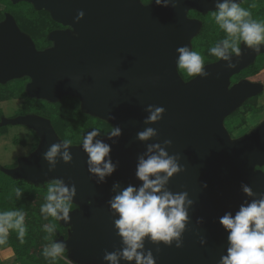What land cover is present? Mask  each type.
<instances>
[{
    "label": "water",
    "instance_id": "95a60500",
    "mask_svg": "<svg viewBox=\"0 0 264 264\" xmlns=\"http://www.w3.org/2000/svg\"><path fill=\"white\" fill-rule=\"evenodd\" d=\"M11 1H26L44 9L68 28L50 32L52 46L38 50L15 17L7 13L0 22V83L29 76V97L50 102L66 95L79 97L88 114L121 127L122 135L116 143L104 138L112 146L113 162L119 161V165L105 182L97 183L88 171V156L82 146H70L72 161L60 160L49 170L43 153L52 143L62 142L50 119L35 114L5 120L1 125L20 123L36 129L43 145L14 169L2 170L34 184L56 178L74 184L76 207L68 222L60 221L69 227V236L59 241L65 243L67 252L74 251L81 263L107 264L105 250L121 246L113 222L118 216L107 204L116 194L113 184L139 186L137 156L147 143L171 139L167 151L180 154L185 170L170 178L168 188L188 192L194 201L190 221L182 247L156 245L146 239L145 248L152 250L156 264H217L227 248V233L219 217L227 211L235 214L242 202L264 193V121L238 139H232L225 126L227 116L264 90L261 83L249 80L231 83L234 75L264 52V45L253 50L242 43L241 55L232 56L234 67L217 60L205 65L208 76L185 81L178 72L176 49L184 45L192 49V39L202 27V22L188 13L213 11L216 0H178L176 7L142 4L140 0ZM80 10L84 16L77 20ZM149 104L163 106L166 111L160 121L146 125ZM149 126L158 130V136L147 142L138 140L137 132ZM242 182L257 197H247ZM201 237L206 239L204 245Z\"/></svg>",
    "mask_w": 264,
    "mask_h": 264
},
{
    "label": "clouds",
    "instance_id": "9594fccd",
    "mask_svg": "<svg viewBox=\"0 0 264 264\" xmlns=\"http://www.w3.org/2000/svg\"><path fill=\"white\" fill-rule=\"evenodd\" d=\"M143 3L158 6L176 7L178 0H140ZM80 10L77 20L83 18ZM216 25L225 33L224 38L208 49V53L218 60L227 62V67H234L232 56L241 55L240 44L259 50L264 45V23L251 18V13L240 6V0H216L215 10L211 13ZM178 53L177 67L189 77H206L204 58L198 51L188 45L176 49ZM148 115L144 123L150 125L160 121L166 109L163 106L147 105ZM122 135L119 126H113L107 138L116 143V138ZM158 136L154 127H146L138 131L136 138L147 142ZM73 141L65 139L52 143L43 153V159L48 162L49 170L55 169L62 160L65 163L73 159L70 146ZM172 145L171 139L162 142L147 143L146 150L137 156L135 177L142 183L137 186L128 184L121 188L119 182L113 184L116 192L108 201L114 216L116 235L120 237L121 246L114 251L104 252L103 260L107 264H121L126 261L131 264H156V258L151 249L145 248L146 239L153 244L183 246V233L190 221L189 209L194 201L187 191L173 192L168 188L170 178L185 170L179 161V153L170 154L167 148ZM82 150L87 154L89 173L96 178L97 183H103L117 169L119 161L113 162L112 146L101 137V130L93 128L83 137ZM204 187H207L205 184ZM120 189L119 191H116ZM241 190L247 197H257L253 189L246 183H241ZM23 195L21 189H16V196ZM76 195L74 184L69 185L63 178H56L47 185L44 196L45 203L40 212L57 221L68 222L73 201ZM25 214L23 211L0 212V243L4 242L8 229H17L18 236L23 240ZM198 218L197 223H202ZM219 223L227 233L226 254H222L217 264H264V193L258 198L242 202L235 214L225 212L219 217ZM44 230L49 233V239L55 235V227L45 225ZM206 239L201 237L200 244ZM65 243L52 239L50 246L43 249V255L52 259L60 256L65 250ZM159 251V248H157Z\"/></svg>",
    "mask_w": 264,
    "mask_h": 264
},
{
    "label": "trees",
    "instance_id": "16d2710c",
    "mask_svg": "<svg viewBox=\"0 0 264 264\" xmlns=\"http://www.w3.org/2000/svg\"><path fill=\"white\" fill-rule=\"evenodd\" d=\"M0 3L7 5L6 10L14 14L20 28L28 33L38 46L46 47L49 45V33L62 26L52 18L48 11L38 10L29 2L21 1L13 4L10 0H0ZM240 6L251 13L253 20L264 23V0H243ZM192 12L203 20L202 30L194 39V51L197 49L198 52H202V55L205 56L204 63L206 65L217 59L209 55L208 49L224 38L225 33L219 29L213 17L210 18V21L206 18L213 11L207 14ZM4 15L3 12H0V20L4 18ZM263 69L264 54H261L253 65L240 74L234 75L232 84L245 77H255L256 80V76L263 72ZM182 74L187 81L193 78L189 76L186 78L184 73ZM256 82H261V80ZM25 84L26 81L17 80L12 86H8L10 84L2 86L3 91L0 92V100L21 99L22 107L26 108L27 111L50 119L54 129L62 136L63 140L70 139L73 141L71 146H81L83 137L93 128L100 129L101 137L104 139L115 126L108 120L88 114L82 108L79 97L66 95L57 102L32 98L27 95ZM259 97L260 94L247 99L242 108H238L226 117L225 126L231 135L246 124L248 114H257L261 110L258 106ZM3 129L5 128L3 127ZM52 180L54 179L34 184L24 179H15L0 168V212L20 210L25 214L24 227L26 231L23 240L21 241L19 238L18 230L12 228L8 229L4 242L0 243V249L6 247L14 252L17 262L24 264H68L59 256L52 259L43 255V249L51 244L52 239H57L60 236L67 239L69 236L68 226H63L60 221L52 217L45 218L40 212L41 205L45 203L44 196L47 192V185ZM17 188L23 192L19 198L16 196ZM75 207L76 205L73 204L72 209ZM45 225L55 227V235L51 239H49V233L44 230ZM62 254L67 255V251L64 250Z\"/></svg>",
    "mask_w": 264,
    "mask_h": 264
},
{
    "label": "rangeland",
    "instance_id": "374dc122",
    "mask_svg": "<svg viewBox=\"0 0 264 264\" xmlns=\"http://www.w3.org/2000/svg\"><path fill=\"white\" fill-rule=\"evenodd\" d=\"M211 17L212 16L210 15L206 18L208 19V21H210ZM194 48L195 46L193 40L192 50H194ZM195 51H197V49ZM199 52L202 55V52ZM261 54L263 55L264 52ZM261 54H259L258 57H260ZM202 57L205 58L204 55H202ZM178 72L180 75L184 73V76L188 78L186 73L179 68ZM182 75L181 77L184 79ZM251 78L252 77H245L244 80L251 81ZM256 80H261V82H264V69L263 72L256 76ZM12 85L13 83L8 86ZM258 106L259 108H261V110L257 114H248L246 117V124L235 131L232 135L230 134L232 139H238L248 134L264 121V90L260 93ZM240 108H242V106ZM29 115H35V113L27 111L26 108H23L21 99L12 98L0 100V168H6L7 170L14 169L15 167H17V164H19L21 160L29 158L42 147V136L36 129L28 126L27 124L16 123L1 125V123H3L5 120H11L19 116ZM3 127L5 129H3ZM57 134L60 140L63 141L62 136L59 133ZM60 238L61 236L56 240L59 241ZM59 257L68 262V264H84L79 262V256L76 255L74 251L67 252V255L61 254ZM15 258V254L11 249L6 247L0 249V264H24L23 262H17Z\"/></svg>",
    "mask_w": 264,
    "mask_h": 264
},
{
    "label": "flooded vegetation",
    "instance_id": "af4514ba",
    "mask_svg": "<svg viewBox=\"0 0 264 264\" xmlns=\"http://www.w3.org/2000/svg\"><path fill=\"white\" fill-rule=\"evenodd\" d=\"M11 1V0H10ZM12 2V1H11ZM13 3V2H12ZM19 3V2H18ZM13 4H15V3H13ZM17 4V3H16ZM0 12H3L5 15H4V18L3 19H1L0 20V22L1 21H3L5 18H6V14L7 13H10V14H12L11 12H9V11H7L6 9H7V5L6 4H1L0 3ZM42 10H44V9H42ZM192 11H196V10H190L189 11V13H188V16L190 17V18H193V19H198V20H200L201 22H202V27H203V20H202V18H200V16H197V14H195L194 12H192ZM214 11V10H213ZM196 12H199V11H196ZM209 12H212V11H209ZM209 12H207V13H209ZM200 14H207V13H201V12H199ZM13 16H14V14H12ZM18 24V23H17ZM60 24V23H59ZM60 25H62V24H60ZM19 26V25H18ZM20 27V26H19ZM202 27H201V30H202ZM66 28H68L67 26H64V25H62V26H60V27H57L56 29H54V30H64V29H66ZM21 29V28H20ZM22 30V29H21ZM201 30H200V32H201ZM23 31V30H22ZM53 31V30H52ZM51 31V32H52ZM24 33H26L25 31H23ZM200 32L192 39V43H193V40L200 34ZM27 35H29L28 33H26ZM50 34V33H49ZM30 36V35H29ZM31 37V36H30ZM32 38V37H31ZM33 40V39H32ZM48 40H49V35H48ZM34 41V40H33ZM50 41V40H49ZM34 43H35V45H36V48L38 49V50H44L45 48H48V47H50V46H52V41H50V44L49 45H47L46 47H41L40 45L38 46L37 44H36V42L34 41ZM242 44V43H241ZM241 44H240V47H241ZM259 56V55H258ZM258 56H257V58H258ZM257 58L255 59V61L257 60ZM218 59H216V60H213V61H211L210 63H212V62H215V61H217ZM255 61L251 64V65H253L254 63H255ZM250 65V66H251ZM249 67V66H248ZM247 67V68H248ZM244 70V69H243ZM242 72V71H241ZM240 72V73H241ZM239 73V74H240ZM234 77V76H233ZM233 77L231 78V83H232V81H233ZM25 79V80H24ZM245 78H243V79H241V80H244ZM17 80H23V81H26V84L25 85H27V83L30 81V77L29 76H23V77H20V78H14V79H11V80H8L6 83H0V92L1 91H3V89H2V86H4V85H7V84H11V83H15ZM241 80H239V81H241ZM257 80H255L254 78H251V82H254V83H261L262 85H263V87H264V82H256ZM237 82V81H236ZM25 91H26V87H25ZM27 93V92H26ZM28 95V94H27ZM263 170H264V168H263Z\"/></svg>",
    "mask_w": 264,
    "mask_h": 264
}]
</instances>
